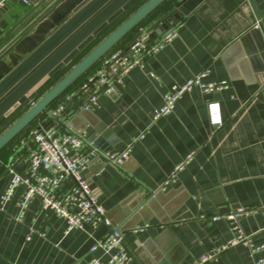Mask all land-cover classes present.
<instances>
[{"label": "crops", "instance_id": "1", "mask_svg": "<svg viewBox=\"0 0 264 264\" xmlns=\"http://www.w3.org/2000/svg\"><path fill=\"white\" fill-rule=\"evenodd\" d=\"M40 1L0 0V38L16 26L0 43V62L63 0H46L27 16ZM181 1L171 0L164 13ZM263 20L264 0H184L166 21L168 28H177V36L129 71L112 95H99L87 111L79 106L83 94L71 99L74 108L62 117L69 130L83 134L93 147L91 140L102 138L107 152L130 146L121 168L94 160L83 171L112 225L121 230L132 256L127 264H193L229 243L233 231L224 216L237 208L249 210L239 225L252 245L263 246L259 255L264 257V76L255 75L233 46ZM204 70L209 71L204 83L225 82L227 87L207 94L193 88L169 115L153 122L163 96ZM210 102L220 107L218 128L208 122ZM23 140L0 154V195L8 165L27 174L28 144ZM191 152L192 160L162 188ZM23 190L19 187L0 207V264L106 263L102 251L90 253L106 233L103 225L66 232L63 220L41 210L37 199L16 220ZM133 194L137 197L129 200ZM139 197L146 203L142 212L127 216ZM217 215L222 217L212 220ZM200 264L254 263L248 247L237 244Z\"/></svg>", "mask_w": 264, "mask_h": 264}, {"label": "built area", "instance_id": "2", "mask_svg": "<svg viewBox=\"0 0 264 264\" xmlns=\"http://www.w3.org/2000/svg\"><path fill=\"white\" fill-rule=\"evenodd\" d=\"M21 1L29 5L28 0ZM254 27H258V24ZM142 32L143 29H139L128 43L109 50L101 58L98 67L83 77L74 92L64 95L54 107L45 111L43 117L23 140L28 144L27 174L22 176L14 170L13 165H8V182L0 195V207H3L19 187L24 188L16 204L18 221L22 220L29 203L37 199L41 210L50 211L63 220L66 232L85 227L94 229L103 225L106 233L92 245L90 253L102 251L107 256L105 264H127L132 256L126 249L121 230L112 225L88 181L83 177V171L94 160H98L103 165L121 168L128 160L130 146L122 151H99L83 134L69 130L62 122V117L67 114L70 107L74 108V103L71 102L74 94L84 95L79 105L83 110L96 106L99 95H112L116 85L121 84L123 77L129 71L140 68L146 58L159 52L177 36L176 27L168 28L154 40L149 39L148 35L140 37ZM208 72L204 70L181 85L173 86L163 96L162 105L153 111L152 121L169 115L176 102L193 88H198L202 93L207 94L227 87L225 82L204 83L202 80ZM207 115L211 127L218 128L222 124L218 103L207 104ZM140 138H143V134ZM192 157L193 152L174 167L162 188L174 182L176 174L183 170ZM248 214L249 210L237 208L224 216L229 220L233 231L231 240L216 252L203 254L193 264L205 262L227 247L237 244H245L248 247L254 264H264V257L259 255L263 246L252 245L239 225V219ZM221 217L217 215L212 217V220ZM29 239L30 235L27 237V240ZM91 263L98 264V261L93 259Z\"/></svg>", "mask_w": 264, "mask_h": 264}, {"label": "water", "instance_id": "3", "mask_svg": "<svg viewBox=\"0 0 264 264\" xmlns=\"http://www.w3.org/2000/svg\"><path fill=\"white\" fill-rule=\"evenodd\" d=\"M45 1L41 0L27 16L37 10ZM133 1L63 0L60 2L34 27L30 34L22 38L13 47L7 59L0 62V121L25 99L33 89L50 77L66 60L78 52L93 37L97 36ZM165 1L146 0L98 42L61 79L0 134V151L34 119L45 112L47 107L59 95L109 52L128 32L140 24ZM179 4H176L175 7L168 10L148 26H145L140 37L148 35L149 39L154 40L163 31H166L168 29L166 21L169 16L173 15ZM15 28L16 26L2 36L0 43ZM233 46L238 48L243 62H248L250 70L255 75L264 76V20L259 22L258 27L250 29L238 38ZM91 142L99 151L107 152L110 150V148H106L105 141L102 138L91 140ZM107 143L111 145L113 143L112 139H108ZM135 197L137 195L133 194L129 200ZM152 198L153 196H151L150 200ZM125 203L123 202L122 206ZM145 204L143 197H139L138 201L134 205H130L126 210V215H132L131 217L138 216Z\"/></svg>", "mask_w": 264, "mask_h": 264}, {"label": "rangeland", "instance_id": "4", "mask_svg": "<svg viewBox=\"0 0 264 264\" xmlns=\"http://www.w3.org/2000/svg\"><path fill=\"white\" fill-rule=\"evenodd\" d=\"M145 0H135L132 5L124 10L123 13L118 15L112 22H110L97 36L94 37L92 41H89L85 45L84 49L88 47L93 48L98 42H100L108 33H110L122 20L125 19L132 11L136 10L137 7L144 2ZM138 7V8H139ZM78 54L74 58L69 59L59 71H56L53 75L45 79L41 84H39L35 89H33L25 99H23L17 106H15L7 115L0 121V134L24 111H26L37 99H39L49 88H51L59 79H61L71 67L77 61ZM26 130L21 132V134L11 143L6 151H9L21 140L26 138Z\"/></svg>", "mask_w": 264, "mask_h": 264}, {"label": "trees", "instance_id": "5", "mask_svg": "<svg viewBox=\"0 0 264 264\" xmlns=\"http://www.w3.org/2000/svg\"><path fill=\"white\" fill-rule=\"evenodd\" d=\"M135 1V0H134ZM133 1V2H134ZM146 1V0H145ZM144 1V2H145ZM132 2V3H133ZM143 2V3H144ZM171 2V0H166L164 3H162L159 7H157L151 14H149L140 24H138L135 28H133L130 32H128L125 36H124V38L122 39V40H120L112 49H114V48H116V47H118V46H121V45H125L126 43H128L129 42V40L130 39H133L134 38V35L138 32V30L140 29V28H142V27H144L146 24H151L152 22H154L159 16L158 15H160V13H164V10L168 7V5H169V3ZM132 3L130 4V5H132ZM142 3V4H143ZM141 4V5H142ZM129 5V6H130ZM140 5V6H141ZM128 6V7H129ZM127 7V8H128ZM139 7V6H138ZM137 7V8H138ZM127 8H125V9H127ZM124 9V10H125ZM135 11V10H134ZM134 11H132V12H134ZM131 12V13H132ZM130 13V14H131ZM129 14V15H130ZM128 15V16H129ZM127 16V17H128ZM127 17H125V19L127 18ZM124 19V20H125ZM94 39V38H93ZM92 39V40H93ZM92 40H90V41H92ZM89 43V41L86 43V44H88ZM85 44V45H86ZM85 45L83 46V47H81L80 48V50L78 51V52H76L74 55H72L69 59H71V58H74V56H77L78 54H82V56H78L77 57V61L75 62V64L82 58V57H84L92 48H90V47H88L87 49H84V47H85ZM112 49H110V50H112ZM100 60H101V58L94 64V65H92L81 77H79L73 84H71L61 95H59L48 107H47V109H49V108H52V107H54L55 106V104H57L62 98H63V96L64 95H66V94H71L72 92H74L75 90H76V88H77V86L79 85V83H80V81L83 79V77L87 74V73H89L90 71H92V70H94L95 68H97L98 67V64H99V62H100ZM60 68H62V67H59L56 71H59L60 70ZM70 70V69H69ZM55 71V72H56ZM54 72V73H55ZM53 73V74H54ZM52 74V75H53ZM46 109V110H47ZM45 114V112H43L42 114H40L36 119H34L26 128H24L21 132H23L24 130H26V135H27V133L36 125V123L38 122V120L39 119H41L42 117H43V115ZM21 132L16 136V137H14L11 141H10V143H8L1 151H0V154L4 151V150H7V148L11 145V143L21 134ZM27 137V136H26Z\"/></svg>", "mask_w": 264, "mask_h": 264}]
</instances>
